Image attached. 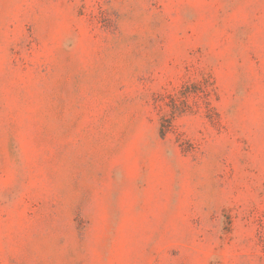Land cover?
<instances>
[{
  "label": "rangeland",
  "instance_id": "374dc122",
  "mask_svg": "<svg viewBox=\"0 0 264 264\" xmlns=\"http://www.w3.org/2000/svg\"><path fill=\"white\" fill-rule=\"evenodd\" d=\"M0 264H264V0H0Z\"/></svg>",
  "mask_w": 264,
  "mask_h": 264
}]
</instances>
